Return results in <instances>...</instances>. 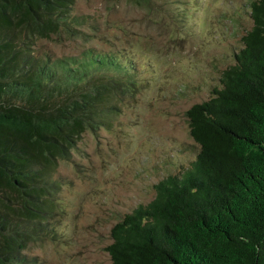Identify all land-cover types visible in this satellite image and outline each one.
Masks as SVG:
<instances>
[{
    "label": "trees",
    "instance_id": "trees-1",
    "mask_svg": "<svg viewBox=\"0 0 264 264\" xmlns=\"http://www.w3.org/2000/svg\"><path fill=\"white\" fill-rule=\"evenodd\" d=\"M75 2L0 0V264H36L26 248L53 237L57 161L139 85L118 48L43 45L89 35ZM248 16L218 85L184 110L192 158L111 224L109 264H264V0Z\"/></svg>",
    "mask_w": 264,
    "mask_h": 264
},
{
    "label": "rangeland",
    "instance_id": "rangeland-1",
    "mask_svg": "<svg viewBox=\"0 0 264 264\" xmlns=\"http://www.w3.org/2000/svg\"><path fill=\"white\" fill-rule=\"evenodd\" d=\"M249 1L157 0L147 12L128 0H76L74 11L90 21L82 25L86 39L42 41L55 55L118 48L136 62L139 85L108 123L84 132L57 161L53 237L26 248L36 264H109L111 224L192 158L184 110L218 85L250 26Z\"/></svg>",
    "mask_w": 264,
    "mask_h": 264
}]
</instances>
